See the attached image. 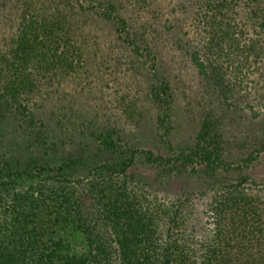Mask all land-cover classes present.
<instances>
[{"label":"trees","instance_id":"trees-1","mask_svg":"<svg viewBox=\"0 0 264 264\" xmlns=\"http://www.w3.org/2000/svg\"><path fill=\"white\" fill-rule=\"evenodd\" d=\"M38 1L39 10L20 23L12 54L0 58V89H4L0 101L11 107L0 115V132L13 127L7 116L34 91L38 79L77 78L92 68L99 45L85 38L86 28L74 25L72 16L60 17L62 10L53 5L64 1L72 13L110 28L133 70L141 61L148 64L152 79L148 95L169 154L130 149L111 130L97 136L98 154L91 162L81 155L55 166L31 162L22 169L0 167V264H264V202L246 192L256 182L243 174L260 163L264 142L246 157L229 159L207 119L194 147L174 148L166 139L173 127L172 83L159 73L155 46L147 32L140 31L145 27H134L119 0ZM198 20L210 55L205 61L198 53L193 55L200 75L212 76L239 98V104L248 106L256 95L251 90L263 76L264 0H207ZM19 107L27 113L26 106ZM138 155L146 164L162 167L164 177L237 173L235 179L217 181L225 192H217L209 206L213 227L202 256H191L178 239L161 242L149 199L141 182L129 174ZM79 171L87 175L76 177ZM27 182L52 186L86 182L87 198L99 208L105 234L90 224L80 202L69 193L51 190L53 196L42 192L40 198L8 193ZM75 233L83 235L81 249L73 241Z\"/></svg>","mask_w":264,"mask_h":264},{"label":"rangeland","instance_id":"rangeland-1","mask_svg":"<svg viewBox=\"0 0 264 264\" xmlns=\"http://www.w3.org/2000/svg\"><path fill=\"white\" fill-rule=\"evenodd\" d=\"M206 1L117 3L122 4L134 27H145L140 31L147 32L148 40L155 46L151 45L158 56L159 73L172 83L173 127L166 138L170 144L174 148L194 147L202 123L210 119L214 133L221 137L224 155L229 159L242 158L264 142V66L260 69L263 76L258 78L257 73L259 83L255 84L256 90H251L256 95L253 100L250 98L248 106L239 104V98L212 76L200 75L192 57L196 53L204 61L210 57L198 20ZM48 5L51 9L52 4ZM54 6L62 10L60 17L72 16L74 25L79 23L86 28L85 38L93 46L99 45L97 55L92 58V68L81 76L52 81L48 77L38 79L34 91L15 104L7 116L13 127L0 132V167L22 169L31 162L55 166L71 156L81 155L91 162L98 154L97 136L111 130L130 149L169 154L157 130V110L148 95L152 83L148 64L141 61L133 70L110 28L72 13L64 1ZM39 7L38 0H0V58L12 54L20 23ZM3 93L2 88L0 98ZM20 104L28 108L27 113ZM9 106L2 99L0 115L8 112ZM162 170L146 164L138 155L129 174L141 182L161 242L178 239L191 256L200 257L213 227L208 219L209 206L216 193L222 191L217 181L235 179L237 173L220 170L215 178L204 173L164 177ZM85 172L79 171L76 177L84 178ZM243 174L256 182L246 192L264 202V155L257 166ZM88 189L86 182L66 186L27 182L8 193L13 196L21 192L39 198L43 197L42 192L53 196L49 194L51 190L59 195L69 193L80 202L90 224L97 225L100 233L105 234V222L99 208L87 198ZM73 241L79 249L85 244L80 233H75Z\"/></svg>","mask_w":264,"mask_h":264}]
</instances>
